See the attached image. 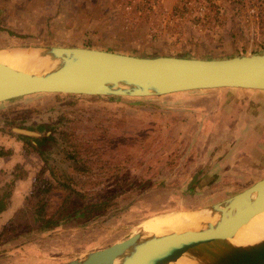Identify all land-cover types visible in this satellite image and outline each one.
Listing matches in <instances>:
<instances>
[{"label": "rangeland", "instance_id": "374dc122", "mask_svg": "<svg viewBox=\"0 0 264 264\" xmlns=\"http://www.w3.org/2000/svg\"><path fill=\"white\" fill-rule=\"evenodd\" d=\"M166 1L0 0V49L74 47L203 60L264 52V24L255 21V32L242 31L236 7L213 27L195 32L171 26L198 0ZM235 92L32 96L0 103V125L41 135L38 126L44 125L53 138L39 156L30 139L0 130V149L9 152L1 162L0 186L16 181L7 201L13 213L0 216V264H55L103 249L145 232L148 221L206 208L264 177V156L257 169L241 167L231 176L211 168L218 159L215 150L227 146L225 131L247 117L240 109L264 105V93ZM194 175V185L186 188ZM38 177L53 186L48 213L62 200L58 180L68 178L84 203L106 202L105 207L94 219L75 216L39 232L29 211L39 197L34 191Z\"/></svg>", "mask_w": 264, "mask_h": 264}, {"label": "water", "instance_id": "95a60500", "mask_svg": "<svg viewBox=\"0 0 264 264\" xmlns=\"http://www.w3.org/2000/svg\"><path fill=\"white\" fill-rule=\"evenodd\" d=\"M0 56L24 57L22 65L27 66L20 71L0 62V103L32 96L148 98L199 91L264 92V52L203 60L18 46L1 48ZM1 129L39 136L5 124ZM196 177L186 188L194 185ZM246 210L253 215L264 212V177L206 208L181 212L200 213L196 226L163 235H129L109 247L55 264H176L180 258L195 264H264V239L233 245L226 238L223 246L209 249L221 225L231 221L246 224ZM136 244L141 248L136 249Z\"/></svg>", "mask_w": 264, "mask_h": 264}, {"label": "trees", "instance_id": "16d2710c", "mask_svg": "<svg viewBox=\"0 0 264 264\" xmlns=\"http://www.w3.org/2000/svg\"><path fill=\"white\" fill-rule=\"evenodd\" d=\"M73 97V96H70ZM94 98V97H93ZM96 98V97H95ZM39 131H42L44 134L41 135L37 133L39 136L37 137H27L22 135H17L18 138H23L25 140L30 139V147L31 149L36 152L39 156L44 154L43 146L45 144H50L53 141L52 132H48L47 126L41 125L38 126ZM9 152H4L0 149V157L8 156ZM47 169L52 173V167L46 163ZM51 167V168H50ZM58 180L57 188L62 197L61 203L55 208L52 212L48 213V205H49V195L53 192V186L48 183L47 180L36 179L35 185V193L38 194V200L36 205L29 209L33 213L34 222L38 223V231L45 232L51 230L64 222L68 219L73 218L75 216L84 217L86 219H94L98 212H101L106 202H94V203H84L82 200L84 196L76 191L75 189L70 187V178ZM15 178L12 179L10 182L4 183L0 186V213L4 212L7 207V201L12 195V188L15 185ZM239 188L237 191H239ZM193 190H188L187 192H192ZM73 198H76L78 203L73 201Z\"/></svg>", "mask_w": 264, "mask_h": 264}, {"label": "crops", "instance_id": "0c3cea01", "mask_svg": "<svg viewBox=\"0 0 264 264\" xmlns=\"http://www.w3.org/2000/svg\"><path fill=\"white\" fill-rule=\"evenodd\" d=\"M172 2L173 0H167L165 4H171ZM235 93L249 95L254 92L239 91ZM256 96L263 99L260 95ZM237 104L238 103L234 102L235 107ZM240 110H242L241 113L244 111L247 117L243 120H239L234 124L233 128L225 131L229 138L226 141L227 146H222V152L217 150L220 151L217 153L215 150L216 158L218 159H215V162L213 161L211 168L214 167L220 169V171H218L219 175H235L236 173H233L232 171L240 172L239 170L241 167L245 169L247 166L252 169H257L259 160L264 156V105L259 106L257 103H253L248 107L244 106ZM219 155H222V157L219 158ZM2 160H4V158L0 157V171L2 170ZM258 179L254 180L251 184L258 181ZM10 210L11 204L8 203L6 210L2 212L0 216L10 217L13 213L12 210Z\"/></svg>", "mask_w": 264, "mask_h": 264}, {"label": "bare ground", "instance_id": "6f19581e", "mask_svg": "<svg viewBox=\"0 0 264 264\" xmlns=\"http://www.w3.org/2000/svg\"><path fill=\"white\" fill-rule=\"evenodd\" d=\"M251 55V54H249ZM3 57L0 56V62L4 63L15 70H27V66H23L24 57ZM4 58L6 60H2ZM200 213H170L157 217L151 221H148L145 226V232H141V236L145 235H163L166 231L181 232L188 226H196ZM244 217L246 224L240 225L239 222H228L221 225L215 232L214 238L209 245V249L213 250L214 247L225 244L224 239L228 243L233 245H246L256 242L260 239H264V212L253 215L250 211L246 210ZM141 248V245H135V248ZM137 249V248H136ZM176 264H195L194 262L180 258Z\"/></svg>", "mask_w": 264, "mask_h": 264}, {"label": "built area", "instance_id": "2783aa9c", "mask_svg": "<svg viewBox=\"0 0 264 264\" xmlns=\"http://www.w3.org/2000/svg\"><path fill=\"white\" fill-rule=\"evenodd\" d=\"M231 7H236L239 11L237 20L240 21L242 31H256L255 21L264 24V0H214L213 2L198 0L191 3L187 16L179 17L171 27L178 30L188 27L195 32H201V29H206L209 25L213 27L218 20L222 21V17ZM176 10H180V7Z\"/></svg>", "mask_w": 264, "mask_h": 264}]
</instances>
